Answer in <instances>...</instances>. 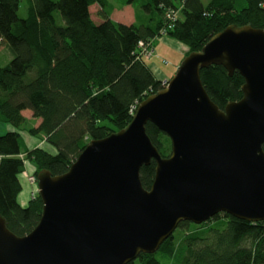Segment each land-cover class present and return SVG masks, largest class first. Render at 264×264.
Instances as JSON below:
<instances>
[{
    "label": "trees",
    "instance_id": "obj_1",
    "mask_svg": "<svg viewBox=\"0 0 264 264\" xmlns=\"http://www.w3.org/2000/svg\"><path fill=\"white\" fill-rule=\"evenodd\" d=\"M20 2L0 0V50L6 48L11 57L0 66V122L12 127L0 134V215L17 236L31 232L42 211L37 194L25 205L18 202L25 171L20 155L36 171L63 174L90 141L125 128L131 108L163 88L139 56L140 41L168 36L191 53L228 26L264 29V0H126L152 13L140 25L110 19L107 0H26V16L19 13ZM94 4L100 9L98 23L89 11ZM200 78L220 109L242 97L244 80L237 71L229 76L222 66L211 65ZM25 110L39 120L29 134L43 135L52 151L24 146L19 130L26 124ZM146 132L168 157L169 138L151 123ZM154 174L153 160L141 168L145 189ZM213 221L224 226L214 228ZM177 228L185 230L179 238L173 233L155 253H140L129 264H264V221L219 213L200 225L183 221Z\"/></svg>",
    "mask_w": 264,
    "mask_h": 264
},
{
    "label": "water",
    "instance_id": "obj_2",
    "mask_svg": "<svg viewBox=\"0 0 264 264\" xmlns=\"http://www.w3.org/2000/svg\"><path fill=\"white\" fill-rule=\"evenodd\" d=\"M220 65L243 78L242 97L220 109L200 71ZM147 123L170 140L162 157ZM264 29L228 26L183 58L130 123L90 141L69 169L37 175L40 219L24 236L0 215V264H129L155 253L179 223L226 213L264 221ZM155 162L153 183L140 170Z\"/></svg>",
    "mask_w": 264,
    "mask_h": 264
},
{
    "label": "rangeland",
    "instance_id": "obj_3",
    "mask_svg": "<svg viewBox=\"0 0 264 264\" xmlns=\"http://www.w3.org/2000/svg\"><path fill=\"white\" fill-rule=\"evenodd\" d=\"M108 1L111 3V8L109 9L110 14H112V17L118 20V22L123 23V24L124 23L129 24V25L130 24L140 25V24H146L149 22L150 16L147 15L148 13H146L144 9L140 7V4L137 3L136 5L135 4L129 5L126 3V0H108ZM97 9L98 8L96 6L91 8V13L95 18H99L101 20V17L99 15L98 16L96 15ZM26 12H27V2L26 0H21L20 7H19V13L21 16H26ZM161 37H168V36H159L156 38L158 40L155 42L154 45H155V54L157 56H154L153 58H151L154 53L153 41L151 42L150 48L152 52H151L150 57L146 59V63L148 65H151L152 62H157V64L161 67L162 70H165L166 72L175 73L176 69L174 68L175 66L174 64L177 62H181L183 58L186 57L190 53H188V48L185 45H183L182 43L176 40L175 41L178 46L162 45L159 40ZM10 58L11 57H10L8 50L4 47L1 48L0 66L6 65L10 61ZM166 61L168 63L164 64ZM168 80L162 83L163 87L166 86ZM25 119H26V124L19 130L24 146L28 149L45 148V149L51 150V147L48 146L43 135L32 136L28 132L29 129L35 128L38 126L39 124L38 120L32 118L31 113L29 112L25 114ZM3 132H6V131L4 128H1L0 134H2ZM20 158L23 159L25 163V171L23 172L22 177H24L27 180V183L30 185V187L33 188V189L31 188V191L29 192L30 199H31V197H34V192L37 193L36 175L40 170L36 171L35 165L32 162L26 160L24 153L20 155ZM29 169L32 172L31 174L29 173L30 172ZM32 177H33V181H32ZM210 226L214 228H222L224 226V223H221L220 221H213L210 223ZM184 231L185 230H180L179 228H177L174 231L175 237L179 238L181 234L184 233ZM162 262L165 263L164 261Z\"/></svg>",
    "mask_w": 264,
    "mask_h": 264
},
{
    "label": "crops",
    "instance_id": "obj_4",
    "mask_svg": "<svg viewBox=\"0 0 264 264\" xmlns=\"http://www.w3.org/2000/svg\"><path fill=\"white\" fill-rule=\"evenodd\" d=\"M107 2H108V4L110 5V7H111V3L107 0ZM129 5H132V4H129ZM97 7L98 9H97V11H96V15L98 16H100V13H99V11H100V9H99V7L96 5V4H94V5H92V6H90L89 7V11H90V13H91V8H93V7ZM147 15H149L150 17L151 16H153L152 15V13H148ZM91 17H92V19L94 20V22H96V23H98V22H100L101 20L99 19V18H95L93 15H92V13H91ZM101 17V16H100ZM110 19H112L113 21H115V22H118V20H116L115 18H113L112 17V14H110ZM129 21V20H128ZM120 23V22H119ZM125 24V23H124ZM126 25H129V24H126ZM158 39H155L154 41H153V50H154V53H153V56L151 57V58H153L154 56H157L156 54H155V42L157 41ZM160 42H161V44L162 45H165V46H178L177 45V43H176V41L174 40V39H172V38H169V37H161L160 39ZM150 58V59H151ZM164 61V60H163ZM164 63V62H163ZM168 62L166 61L164 64H167ZM179 63H181V62H177V63H175L174 65V68L177 70V68H178V66L180 65ZM149 66V68L152 70V72H153V74L155 75V77L158 79V80H160V81H162V82H164V81H166V80H168V79H170L173 75H174V73H172V72H166L165 70H162L161 69V67L157 64V62H152L151 63V65H148ZM27 112H29L28 110H25V111H23L22 112V114H23V116L25 117V114L27 113ZM30 113V112H29ZM38 122H39V120H38ZM4 124V125H3ZM2 126H4V127H2ZM1 128H4L5 129V131H9V130H12V127L10 126V125H8V124H5V123H2V122H0V129ZM29 173L31 174L32 172H31V170L29 169ZM23 175H21V184H22V189H21V192L18 194V202L21 204V205H25V204H27V202H28V200L30 199V194H29V192L31 191V188L32 187H30V185L27 183V180L24 178V177H22ZM33 189V188H32Z\"/></svg>",
    "mask_w": 264,
    "mask_h": 264
},
{
    "label": "built area",
    "instance_id": "obj_5",
    "mask_svg": "<svg viewBox=\"0 0 264 264\" xmlns=\"http://www.w3.org/2000/svg\"><path fill=\"white\" fill-rule=\"evenodd\" d=\"M164 31H165V29H164V30H161L160 32L163 33ZM150 45H151V42H149V43H144V42L140 41V42L138 43V48H137V49L139 50V56H140L141 58H143V59H147L148 57H150L151 52H152V50H151V48H150ZM138 104H139V103H138ZM137 106H138V105H134V106L131 108V111H130L131 115H133V114L135 113V110H136ZM30 180H31V179H30ZM32 181H33V177H32ZM34 196H35V192H34Z\"/></svg>",
    "mask_w": 264,
    "mask_h": 264
}]
</instances>
